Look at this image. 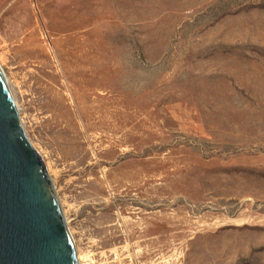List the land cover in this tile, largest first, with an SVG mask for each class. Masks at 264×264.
Listing matches in <instances>:
<instances>
[{
    "label": "rangeland",
    "instance_id": "1",
    "mask_svg": "<svg viewBox=\"0 0 264 264\" xmlns=\"http://www.w3.org/2000/svg\"><path fill=\"white\" fill-rule=\"evenodd\" d=\"M0 67L81 264H264V0H0Z\"/></svg>",
    "mask_w": 264,
    "mask_h": 264
},
{
    "label": "water",
    "instance_id": "2",
    "mask_svg": "<svg viewBox=\"0 0 264 264\" xmlns=\"http://www.w3.org/2000/svg\"><path fill=\"white\" fill-rule=\"evenodd\" d=\"M0 264H79L60 201L0 67Z\"/></svg>",
    "mask_w": 264,
    "mask_h": 264
},
{
    "label": "bare ground",
    "instance_id": "3",
    "mask_svg": "<svg viewBox=\"0 0 264 264\" xmlns=\"http://www.w3.org/2000/svg\"><path fill=\"white\" fill-rule=\"evenodd\" d=\"M47 172H48V171H47ZM79 259H80V258L78 257V261H79ZM79 264H81V263L79 262Z\"/></svg>",
    "mask_w": 264,
    "mask_h": 264
}]
</instances>
